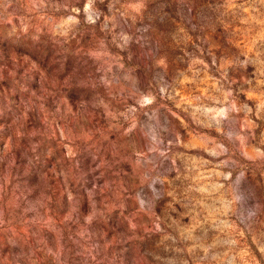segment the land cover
Wrapping results in <instances>:
<instances>
[{
  "label": "rangeland",
  "instance_id": "374dc122",
  "mask_svg": "<svg viewBox=\"0 0 264 264\" xmlns=\"http://www.w3.org/2000/svg\"><path fill=\"white\" fill-rule=\"evenodd\" d=\"M0 264H264V0H0Z\"/></svg>",
  "mask_w": 264,
  "mask_h": 264
}]
</instances>
